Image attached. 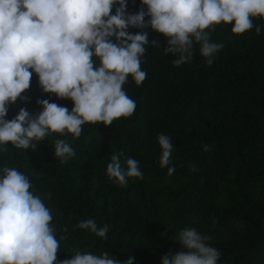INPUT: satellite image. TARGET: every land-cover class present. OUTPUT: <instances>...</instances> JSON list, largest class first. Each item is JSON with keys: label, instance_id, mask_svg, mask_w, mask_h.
Segmentation results:
<instances>
[{"label": "trees", "instance_id": "16d2710c", "mask_svg": "<svg viewBox=\"0 0 264 264\" xmlns=\"http://www.w3.org/2000/svg\"><path fill=\"white\" fill-rule=\"evenodd\" d=\"M139 7V0H127L128 12ZM252 19L253 28L241 34H233L231 24L206 29L210 41L223 45L211 64L194 44L191 60L174 65L175 57L161 51L166 38L143 29L160 48L146 46L140 64L145 79L137 85L129 77L123 85L136 104L130 116L109 125L84 123L76 138L49 133L33 141L35 149L0 147V166L23 172L29 190L50 209L57 260L75 251H108L121 261L132 256L133 264H160L161 256L180 250L176 236L188 227L219 250L217 264H264V27L255 32L264 19ZM22 95L28 99L9 105L5 119L20 107L39 111L38 99L72 106L42 93L35 74ZM160 133L173 143L164 167ZM57 139L74 155L54 158ZM112 154L122 166L129 157L137 160L142 177L124 185L110 179ZM89 218L108 226L105 238L76 227Z\"/></svg>", "mask_w": 264, "mask_h": 264}, {"label": "clouds", "instance_id": "9594fccd", "mask_svg": "<svg viewBox=\"0 0 264 264\" xmlns=\"http://www.w3.org/2000/svg\"><path fill=\"white\" fill-rule=\"evenodd\" d=\"M141 7L128 12L127 0H0V147L36 148L49 133L76 138L84 123L109 125L130 116L136 104L125 92L128 78L139 85L146 77L140 67L150 28L166 38L162 53L175 57L179 66L192 58L194 44L211 64L223 47L210 41V26L231 24L233 34L253 28V19H264V0H139ZM114 8V12L113 7ZM147 17V20H145ZM264 25H257L261 33ZM130 28L141 29L136 33ZM37 77L42 93L71 101V108L37 100L40 110L30 113L20 107L5 119L9 105L26 101L22 93ZM160 167L170 164L173 143L157 135ZM53 156L69 158L73 148L62 139L54 143ZM168 173L174 171L168 167ZM106 175L124 185L127 178L142 177L138 161L118 154L106 164ZM28 177L16 168L0 166V264H133L134 258L117 260L108 251L99 255L75 251L69 259L57 260V240L51 212L29 189ZM97 237L105 238L107 225L94 219L77 223ZM63 238V237H62ZM207 236L185 227L177 236L179 251L164 254L160 264H217L220 252Z\"/></svg>", "mask_w": 264, "mask_h": 264}]
</instances>
